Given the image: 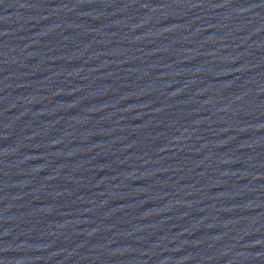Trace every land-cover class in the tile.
<instances>
[{"label":"water","instance_id":"95a60500","mask_svg":"<svg viewBox=\"0 0 264 264\" xmlns=\"http://www.w3.org/2000/svg\"><path fill=\"white\" fill-rule=\"evenodd\" d=\"M0 264H264V0H0Z\"/></svg>","mask_w":264,"mask_h":264}]
</instances>
